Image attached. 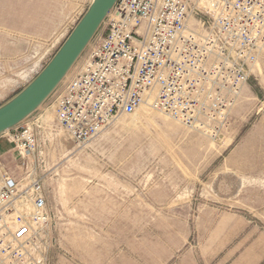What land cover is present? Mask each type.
I'll use <instances>...</instances> for the list:
<instances>
[{
  "label": "rangeland",
  "instance_id": "1",
  "mask_svg": "<svg viewBox=\"0 0 264 264\" xmlns=\"http://www.w3.org/2000/svg\"><path fill=\"white\" fill-rule=\"evenodd\" d=\"M91 2L0 0V106L38 75ZM104 32L101 24L95 37ZM53 93L21 123L32 126L33 156L19 155L16 127L2 135L12 157L5 171L18 189L37 182L46 203L47 222L25 247L29 264H221L222 217L263 229L264 50L228 130L214 137L143 107L77 145L55 120ZM0 264L16 263L0 254Z\"/></svg>",
  "mask_w": 264,
  "mask_h": 264
},
{
  "label": "built area",
  "instance_id": "2",
  "mask_svg": "<svg viewBox=\"0 0 264 264\" xmlns=\"http://www.w3.org/2000/svg\"><path fill=\"white\" fill-rule=\"evenodd\" d=\"M103 24L53 93L55 120L75 144L143 107L212 137L228 130L264 50V0H118ZM17 126L11 140L29 158L32 126ZM18 185L0 171V254L29 264L25 247L48 215L40 185Z\"/></svg>",
  "mask_w": 264,
  "mask_h": 264
},
{
  "label": "water",
  "instance_id": "3",
  "mask_svg": "<svg viewBox=\"0 0 264 264\" xmlns=\"http://www.w3.org/2000/svg\"><path fill=\"white\" fill-rule=\"evenodd\" d=\"M117 1L92 0L84 15L38 75L17 95L0 106V134L22 123L54 92Z\"/></svg>",
  "mask_w": 264,
  "mask_h": 264
},
{
  "label": "crops",
  "instance_id": "4",
  "mask_svg": "<svg viewBox=\"0 0 264 264\" xmlns=\"http://www.w3.org/2000/svg\"><path fill=\"white\" fill-rule=\"evenodd\" d=\"M0 139V171L8 169L11 150L10 142ZM6 168V169H5ZM264 222V214L263 219ZM227 222L237 223L240 218L237 216H224L217 222L215 246L216 253L223 254L221 264H264V227L238 230L239 227H230ZM236 228V229H235Z\"/></svg>",
  "mask_w": 264,
  "mask_h": 264
},
{
  "label": "bare ground",
  "instance_id": "5",
  "mask_svg": "<svg viewBox=\"0 0 264 264\" xmlns=\"http://www.w3.org/2000/svg\"><path fill=\"white\" fill-rule=\"evenodd\" d=\"M66 77V76H65Z\"/></svg>",
  "mask_w": 264,
  "mask_h": 264
}]
</instances>
